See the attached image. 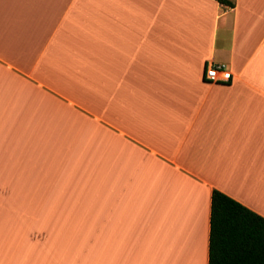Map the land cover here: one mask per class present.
<instances>
[{
	"label": "crops",
	"instance_id": "crops-1",
	"mask_svg": "<svg viewBox=\"0 0 264 264\" xmlns=\"http://www.w3.org/2000/svg\"><path fill=\"white\" fill-rule=\"evenodd\" d=\"M234 3L0 0V264H208L214 190L264 218V0Z\"/></svg>",
	"mask_w": 264,
	"mask_h": 264
},
{
	"label": "trees",
	"instance_id": "trees-1",
	"mask_svg": "<svg viewBox=\"0 0 264 264\" xmlns=\"http://www.w3.org/2000/svg\"><path fill=\"white\" fill-rule=\"evenodd\" d=\"M233 8L234 0H215ZM208 264H264V218L214 190L210 203Z\"/></svg>",
	"mask_w": 264,
	"mask_h": 264
},
{
	"label": "built area",
	"instance_id": "built-area-1",
	"mask_svg": "<svg viewBox=\"0 0 264 264\" xmlns=\"http://www.w3.org/2000/svg\"><path fill=\"white\" fill-rule=\"evenodd\" d=\"M204 78L210 83H227L231 79V74L224 65H211L207 67Z\"/></svg>",
	"mask_w": 264,
	"mask_h": 264
}]
</instances>
